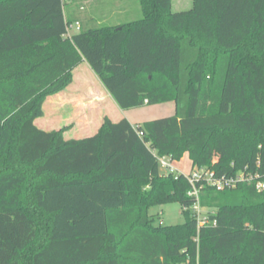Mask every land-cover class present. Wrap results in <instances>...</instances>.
<instances>
[{
    "label": "trees",
    "instance_id": "1",
    "mask_svg": "<svg viewBox=\"0 0 264 264\" xmlns=\"http://www.w3.org/2000/svg\"><path fill=\"white\" fill-rule=\"evenodd\" d=\"M138 3L140 20L94 28L65 0H0V264H264V190L203 188L214 213L197 234L186 177L157 162L264 175V0ZM82 63L120 110L174 115L105 117L83 139L36 127ZM169 202L183 223L155 225L149 209Z\"/></svg>",
    "mask_w": 264,
    "mask_h": 264
},
{
    "label": "rangeland",
    "instance_id": "2",
    "mask_svg": "<svg viewBox=\"0 0 264 264\" xmlns=\"http://www.w3.org/2000/svg\"><path fill=\"white\" fill-rule=\"evenodd\" d=\"M65 2L66 14L69 17L72 14L81 23L86 21L87 25L94 28L126 24L130 21L140 20L142 17L138 0H65ZM171 2V10L174 13L187 11L192 7V0H171ZM90 73L91 75L86 73V76L83 73L78 76V71L74 75L72 73V81L66 89L47 96L43 101V116L35 122L36 127L44 131L61 130L66 140L81 139L83 135L76 130L77 124H82L85 115L91 119L93 112H96L100 107L102 111L95 120L101 123L105 117L114 123L127 117L138 125L143 124V121L148 122L174 115L173 102L128 111L120 110L108 97L102 84L98 82L91 71ZM88 88H91L93 92H89ZM100 92L105 95V98L100 95ZM58 94L61 96L58 97ZM110 103L114 108L110 106ZM90 134H95V130L87 133V135ZM189 166L190 162L186 157L179 164L175 162V167L180 172H189L191 170ZM160 173L163 174L161 169ZM149 214L157 215L155 225H180L184 221L182 209L177 202L153 206L149 209Z\"/></svg>",
    "mask_w": 264,
    "mask_h": 264
},
{
    "label": "built area",
    "instance_id": "3",
    "mask_svg": "<svg viewBox=\"0 0 264 264\" xmlns=\"http://www.w3.org/2000/svg\"><path fill=\"white\" fill-rule=\"evenodd\" d=\"M64 1V0H63ZM80 29V24L78 22L68 23L66 25V31L64 37L71 38V35L78 33ZM75 32V33H73ZM157 162L159 163V168L163 171V174H171L174 177L183 175L186 177V180L189 185L187 190V196L190 198L191 203L187 207L182 209L188 210L191 213V216L194 218L197 225V234L201 227L207 226L208 215L210 212L207 208H204L200 204L201 190L203 188H210L216 192H225L235 189L241 184H254V188L258 192L264 190V175L261 176L258 173H252L245 167L244 170L239 171L233 175H216L212 171H209L205 168H200L198 170H189V172H180L175 167V162L171 161L169 157H158ZM212 224L215 226V222ZM196 243L198 242L197 237L193 239ZM188 264H200L198 259L193 263Z\"/></svg>",
    "mask_w": 264,
    "mask_h": 264
},
{
    "label": "crops",
    "instance_id": "4",
    "mask_svg": "<svg viewBox=\"0 0 264 264\" xmlns=\"http://www.w3.org/2000/svg\"><path fill=\"white\" fill-rule=\"evenodd\" d=\"M77 71H78V76H79V74H82L83 73V75L84 76H86L87 74H89V75H91V73H90V69L87 67V65L85 64V63H82V64H80L79 66H77L76 68H74V70H73V75L75 74V73H77ZM81 71V72H80ZM87 73V74H86ZM94 75V74H93ZM74 77V76H73ZM73 81H74V79H73ZM89 89V92H93V90H91V88H88ZM96 89V88H95ZM107 93V92H106ZM96 94H98V93H96ZM95 95V94H94ZM99 95V94H98ZM100 95L101 96H104V98H105V95L102 93V92H100ZM108 95V94H107ZM59 96H61V94H58V97ZM96 96V95H95ZM108 97H109V95H108ZM55 101H58V100H55ZM114 103V102H113ZM110 106L112 107V108H114V106H113V104H111L110 103ZM105 110V109H104ZM102 111V108L100 107V108H98L97 110H96V112H93V114L91 115V119H90V117H88L87 115H85V118H86V120H85V118H84V120H82V124H80V123H78L77 124V127H76V130L78 131V133H80V134H82L83 135V137L81 138V139H83V138H85V137H87V136H91V134L90 135H87V133H91L92 131H94L95 130V133H97V130L100 128V125H101V122H98V120L96 121L95 120V118H97V117H99V114H100V112ZM105 113V115H106V111L104 112ZM174 114V113H173ZM173 116V115H172ZM123 117V116H122ZM125 119H127L128 120V122L131 124V125H136V124H134L133 122L134 121H132V120H130L129 118H125ZM144 123L146 122V121H143ZM93 129V130H92ZM91 131V132H90ZM93 135V134H92ZM184 157H186L187 159H188V157H187V154H185L182 158H181V160L184 158ZM181 160H180V162H176V163H181ZM189 161V160H188ZM190 162V161H189ZM189 168L191 169V162H190V166H189Z\"/></svg>",
    "mask_w": 264,
    "mask_h": 264
}]
</instances>
